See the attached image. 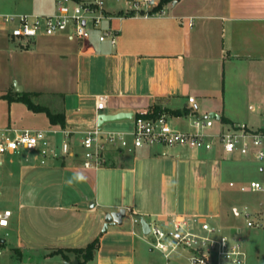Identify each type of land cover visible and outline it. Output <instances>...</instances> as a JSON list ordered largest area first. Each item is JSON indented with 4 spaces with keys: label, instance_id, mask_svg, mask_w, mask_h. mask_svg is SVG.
Masks as SVG:
<instances>
[{
    "label": "crops",
    "instance_id": "obj_1",
    "mask_svg": "<svg viewBox=\"0 0 264 264\" xmlns=\"http://www.w3.org/2000/svg\"><path fill=\"white\" fill-rule=\"evenodd\" d=\"M131 6L106 7L115 17L109 25L119 30L116 44L99 41L97 31L88 41L66 34L32 40L36 42L35 47L53 56L55 62L50 70L62 72V79L71 81L69 89L53 91L63 94L59 111L65 112L66 124L61 127L48 121V128L84 131L97 126L100 113L132 111L137 114L155 106L193 110L192 115L172 116V123L180 128L188 129L194 117H207L212 113L225 118L227 123L242 122L238 115L241 111L237 110L241 103L233 98L225 103V80L229 71L240 78L243 72L246 76L249 64L264 62V0H161L148 13L136 12ZM39 92L43 89L32 91L34 95H40ZM100 96H106L107 100L103 110L96 108ZM190 97H194L193 103L189 102ZM185 120L189 122L186 124ZM131 125L130 120H124L110 122L107 127L104 124L103 128L118 130ZM72 139L78 155L51 158L46 165L39 164L36 155L28 151L1 157L4 188L21 202V208L25 206L24 201L45 200L77 209L94 195L90 210L101 208L109 213L126 205L124 193L130 190L132 206L126 208L132 209L138 217L143 216L148 223L174 212L156 196L150 200L145 195L151 177L153 191L157 193L160 181L166 184L172 174L173 161L163 147L110 150L103 166L107 170L102 171L103 168L82 167L81 134L76 132ZM56 140L60 143L64 136L57 135ZM78 193L84 197L83 201ZM236 209L232 207L233 217L238 216ZM128 213L132 217V212ZM216 214L220 215V222L227 223V230L236 235L234 218L231 221L228 215L226 218L221 213ZM102 223L103 218L87 227L81 223L75 226L71 236L89 242L100 237L93 258L85 263L120 264L122 240L121 232L116 229L120 224L110 225L107 232L101 233ZM130 234L134 240L141 238L135 230ZM108 235L114 248L109 251L112 256L107 260L102 252ZM22 246L21 242L17 249L20 254ZM81 247L85 246H66L53 251ZM52 252L50 254L55 255ZM131 264H136L135 257L131 258Z\"/></svg>",
    "mask_w": 264,
    "mask_h": 264
},
{
    "label": "rangeland",
    "instance_id": "obj_2",
    "mask_svg": "<svg viewBox=\"0 0 264 264\" xmlns=\"http://www.w3.org/2000/svg\"><path fill=\"white\" fill-rule=\"evenodd\" d=\"M103 1L105 7L117 9L129 7L133 0ZM55 2L56 0H0V129L9 125L19 128L49 127L46 113L34 112L28 109L24 102L10 101L6 95L16 97L18 93H23L34 103L47 106L52 111H59L63 104V94L53 91L71 87L70 80L62 79L64 75L62 72L50 70L55 62L53 56L35 47L36 42H20L7 37V32L14 25L4 21V16L17 12H51L54 10ZM244 73L239 78L230 71L227 72L224 86L225 103L227 104L232 98L238 104L241 103L240 108L237 109L241 111L238 112L240 120L246 121L251 127L264 128V62L249 64L246 76ZM16 85L22 90L17 91ZM39 88L43 89V92H39L40 95H34L32 91ZM188 122L185 120L186 124ZM109 123H105V126L107 127ZM157 146L161 145L154 147ZM161 147L173 161L172 174L166 184L162 185L164 182L160 181L157 193L153 191L154 181L151 177L147 187L148 193L145 195L150 200L156 196L167 205L169 210L179 213L199 214L206 217L221 213L226 218L228 215L231 221L234 218L235 233L241 239L245 253L244 263L264 264V227H248L243 215L233 217L232 212V207L241 209L246 205H255L258 201L264 200V195L244 193L239 191L237 186H229L231 181L240 185L252 180H261L264 173L260 170V164L256 161L241 159L229 160L217 153L200 149L181 146ZM101 170L105 171L107 168ZM0 187L2 188V190L0 188V210L12 211L9 226L0 228V240H5L4 243L0 241V264H68L62 254L51 255L50 253L60 247L87 245L89 241L86 239L78 238L76 235L71 236L75 226L84 223L87 227L103 218L100 232L103 231L108 212H104L101 208L97 211L90 210L94 195L91 196L90 201H85L84 197L78 193L84 201L78 205L77 209H71L70 205L61 207L62 203L58 201L45 200L38 203L24 201L25 206L21 208V202L6 192L1 169ZM99 193H101L100 189ZM124 196L127 202L124 207L132 206L131 191L125 192ZM138 196L140 198L141 195L138 194ZM147 219L150 220V217ZM225 223L221 222V225L228 233L227 223ZM116 229L119 233L121 232L119 237L122 240L120 264H131V258L134 257L136 264H166L161 253L150 249L149 238L144 235L139 223H133L130 213L127 212L123 223ZM132 230L141 234V238L134 240L130 234ZM21 242L23 243L20 247L22 254L17 250ZM109 242H112L110 235L103 244L105 246L102 254L106 259L112 256L109 251L114 248ZM67 254L71 262L79 261L75 253ZM221 263L227 264L226 261ZM84 264H97V262L90 261ZM170 264H188V262L184 256L174 254Z\"/></svg>",
    "mask_w": 264,
    "mask_h": 264
},
{
    "label": "built area",
    "instance_id": "obj_3",
    "mask_svg": "<svg viewBox=\"0 0 264 264\" xmlns=\"http://www.w3.org/2000/svg\"><path fill=\"white\" fill-rule=\"evenodd\" d=\"M161 0H133L131 9L136 12L155 9ZM114 15L109 13L103 0H56L51 12H17L4 16V21L14 26L7 32L10 40L32 41L41 37L66 34L83 41L90 40L94 31L99 41L116 44L119 30L110 22ZM194 97L189 98L193 103ZM107 106L106 96H100L96 102L97 110ZM190 110L188 115H192ZM187 115V116H188ZM172 115L161 112L153 114L145 110L133 115L132 125L127 129H104L98 126L84 131H72L65 128H17L0 129L1 157L7 153H34L39 164L46 165L51 158L78 155L73 147L72 136L81 134L80 149L82 167L97 170L107 163L106 154L110 150L133 151L145 146H181L217 153L234 160L256 161L264 173V128H254L245 122L227 123L221 118L194 117L188 129L180 128L171 121ZM63 135L64 140L57 142L56 136ZM238 187L244 193L264 195V176L261 180H252ZM133 223H140V217L130 208ZM237 215L246 218L248 227H264V200L253 206L237 208ZM12 211L0 210V228L10 224ZM221 225L220 215L206 217L199 214L187 215L177 211L165 217H157L149 222L151 250L158 251L170 264L171 257L179 254L188 264H245V253L241 239L226 232Z\"/></svg>",
    "mask_w": 264,
    "mask_h": 264
},
{
    "label": "trees",
    "instance_id": "obj_4",
    "mask_svg": "<svg viewBox=\"0 0 264 264\" xmlns=\"http://www.w3.org/2000/svg\"><path fill=\"white\" fill-rule=\"evenodd\" d=\"M170 1V0H165ZM6 97L9 98L10 101L12 100H18L23 101L27 104L28 108L35 111V112H44L49 118V121L53 125H59L61 127H64L66 124V114L64 111H52L49 107L36 104L34 103L26 94L18 93L16 97H11L9 95H6ZM153 114H158L161 112L168 113L172 116H187L190 113V109L184 108L183 110H172L168 108H161L155 106L151 109ZM222 120L224 122H227L225 118L222 117ZM100 243V237H96L91 242H89L85 247L81 248H66V249H58L52 252V254H62V256L68 260L66 252H73L76 254V256L79 259V264H84L85 262L91 260L94 256V252L99 247ZM82 258V259H81Z\"/></svg>",
    "mask_w": 264,
    "mask_h": 264
},
{
    "label": "water",
    "instance_id": "obj_5",
    "mask_svg": "<svg viewBox=\"0 0 264 264\" xmlns=\"http://www.w3.org/2000/svg\"><path fill=\"white\" fill-rule=\"evenodd\" d=\"M16 90L21 91L22 88L16 85ZM133 115L134 113L132 111H120L117 113H100L97 116V126L101 128L105 123L130 120L133 118ZM209 117L220 119V116L215 113L210 114ZM126 213V207H121L117 211L107 213L103 232H106L110 225L122 224ZM140 223L142 225L143 233L148 234L149 223L143 216L140 217ZM68 264H79V261L75 260L74 262H68Z\"/></svg>",
    "mask_w": 264,
    "mask_h": 264
}]
</instances>
